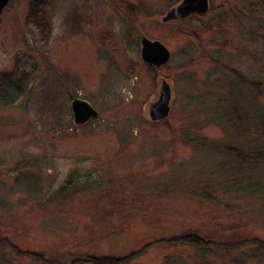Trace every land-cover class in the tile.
<instances>
[{"label":"rangeland","instance_id":"obj_1","mask_svg":"<svg viewBox=\"0 0 264 264\" xmlns=\"http://www.w3.org/2000/svg\"><path fill=\"white\" fill-rule=\"evenodd\" d=\"M180 2L4 7L0 264H264V0L162 23ZM162 80L170 112L150 122ZM73 100L97 117L75 125ZM189 234L208 245L168 243Z\"/></svg>","mask_w":264,"mask_h":264},{"label":"water","instance_id":"obj_2","mask_svg":"<svg viewBox=\"0 0 264 264\" xmlns=\"http://www.w3.org/2000/svg\"><path fill=\"white\" fill-rule=\"evenodd\" d=\"M10 0H0V14ZM208 10V0H181V2L169 9L161 22L181 19L190 14H204ZM140 59L149 67L158 68L169 59V52L159 42H151L144 37L140 38ZM170 87L164 80L158 87L157 99L147 106L146 116L150 122L165 119L170 112ZM70 109L75 125H83L97 117V112L86 102L73 100Z\"/></svg>","mask_w":264,"mask_h":264},{"label":"trees","instance_id":"obj_3","mask_svg":"<svg viewBox=\"0 0 264 264\" xmlns=\"http://www.w3.org/2000/svg\"><path fill=\"white\" fill-rule=\"evenodd\" d=\"M36 20H40V17L34 18ZM170 245H176V244H181L189 247H204L208 245V243L204 242L199 236L194 235V234H189V235H183V236H176L172 238L169 242ZM242 243H235L231 245V247H238ZM210 245H216V243H210ZM219 246V244H218ZM225 247V245H224ZM127 261L126 258L124 259H115L111 257H106V258H91V259H85L83 263L85 264H124V262Z\"/></svg>","mask_w":264,"mask_h":264},{"label":"flooded vegetation","instance_id":"obj_4","mask_svg":"<svg viewBox=\"0 0 264 264\" xmlns=\"http://www.w3.org/2000/svg\"><path fill=\"white\" fill-rule=\"evenodd\" d=\"M140 43V42H139ZM142 61V60H141ZM143 62V61H142ZM144 63V62H143ZM145 64V63H144ZM146 65V64H145ZM71 111V110H70Z\"/></svg>","mask_w":264,"mask_h":264}]
</instances>
